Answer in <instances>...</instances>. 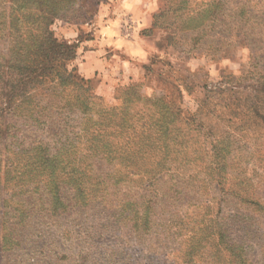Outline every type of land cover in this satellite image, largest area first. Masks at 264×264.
Instances as JSON below:
<instances>
[{
	"label": "rangeland",
	"instance_id": "obj_1",
	"mask_svg": "<svg viewBox=\"0 0 264 264\" xmlns=\"http://www.w3.org/2000/svg\"><path fill=\"white\" fill-rule=\"evenodd\" d=\"M68 1L70 8L86 5ZM114 2L101 0L85 20L64 8L51 19L54 36L76 47L69 69L89 80L84 89L92 118L81 121L79 135L67 137L78 146L66 145L64 155L82 158L89 174H105L111 169L106 155L87 157L84 149L93 130L116 145H153L149 156L168 163L161 190L145 191L156 168L113 167L122 174L107 181L101 202L59 217L25 218L16 231L21 250L11 264H264V0H159L147 27L135 28L146 18H123L145 49L109 56L87 77L84 49L108 29ZM11 6L0 0V20L9 18ZM9 43L0 35V52ZM71 87L64 93L75 98ZM35 88L30 91L41 85ZM0 100L3 134L16 123L7 112L12 106L15 114L16 105L4 95ZM38 126L29 136L48 140ZM9 142V149L0 148V205L17 206L31 192L20 180L25 162ZM143 195L156 203L137 207L143 217L137 219L136 205L124 202L141 203ZM11 208L5 210L16 214ZM108 213L119 229L111 240L97 231ZM8 218H0V245ZM9 252L0 250V264H8Z\"/></svg>",
	"mask_w": 264,
	"mask_h": 264
},
{
	"label": "trees",
	"instance_id": "obj_2",
	"mask_svg": "<svg viewBox=\"0 0 264 264\" xmlns=\"http://www.w3.org/2000/svg\"><path fill=\"white\" fill-rule=\"evenodd\" d=\"M9 1L12 5L9 18L0 20V35L3 38L10 37L7 52H0V86H3L0 95L8 97L10 102L14 101L16 113L11 109L12 106L7 112H12L10 114L17 119L14 124L10 121L3 134L0 133V148L3 145L9 149V140L12 138L16 144L13 147L14 155L20 158V164L25 162L27 167L25 173L20 174V180L28 186L27 192H31L28 198L20 199L17 206L1 201L0 218L8 215L11 226L1 237L0 250L10 251L7 262L11 264L17 262L13 258L21 250L22 240L16 237V231L25 218L35 215L59 217L71 210L89 206L91 202H101L105 198L103 192L109 187L106 186L107 181L117 179L121 173L117 169L111 170L113 167H119V170L125 166L131 169L144 166L156 168L157 172L153 171L146 179L148 183L145 184V191L147 194L154 189L160 191L159 183L164 176L162 168L168 163H163L164 158L156 160L149 156L151 150L156 148H152L153 145L139 143L132 145L133 148L124 144L116 145L105 137L107 134L99 131L96 134L94 130L90 132L92 139L84 144V149H87L86 156L106 155L111 169L105 174H89L88 166H83L82 158L78 161L66 158V145L78 146L74 140V144L67 140V137L79 135L81 121L92 118L88 106L89 96L86 94L87 89H84L89 80L81 77L76 68L69 69V64L75 60L76 47L54 36L51 19L62 16L61 11L64 8L65 11H74L78 15L77 19L85 20L92 16H89V10L99 6L101 0H84L86 5L76 3L72 8L68 0ZM76 7H79V12H76ZM24 27L28 29L27 32L21 30ZM36 85H41L40 91H30L31 87L37 89ZM70 85L71 89L77 90L75 98L64 93ZM63 96L68 97L64 99ZM60 103H66L65 107H60ZM37 124L48 140L29 136L32 127ZM86 131H90L89 128ZM3 135L5 138L1 140ZM16 138L18 139L15 140ZM141 197V203L126 198L124 202L130 206L136 205L134 214L137 219H143L139 216L137 207L146 203L149 209L152 207L151 203H156L148 195ZM5 207H12L16 214H9ZM111 217L109 213L106 214L97 225L99 236H109V240L119 230L115 227L117 221L109 223ZM55 221L59 223V220ZM150 221L148 216L142 221L145 228ZM135 223L138 224L136 219ZM2 231L0 230V234Z\"/></svg>",
	"mask_w": 264,
	"mask_h": 264
},
{
	"label": "crops",
	"instance_id": "obj_3",
	"mask_svg": "<svg viewBox=\"0 0 264 264\" xmlns=\"http://www.w3.org/2000/svg\"><path fill=\"white\" fill-rule=\"evenodd\" d=\"M158 1L159 0H115L112 6L113 17L111 15L108 16V29L104 27L107 32H104L105 30L102 29L101 32L103 36L96 39V41L90 42L88 46L85 47L86 49H84V57H86V60H83V65H90V69L84 73L85 76H92V73L96 72L99 66L103 65L104 61L108 60L109 56L114 59L115 57H120V53H127L132 50L136 53L137 49L138 52L141 48L142 50L145 49L144 42H140L142 37L140 35H135L136 29H132L131 32L133 33H129V28L124 24L125 20L123 18L124 16L128 18L130 16L133 18H146L141 21H136L135 28L147 27L150 18L154 16L159 6ZM129 35L133 36L129 37ZM135 42H138L140 47L134 46Z\"/></svg>",
	"mask_w": 264,
	"mask_h": 264
}]
</instances>
